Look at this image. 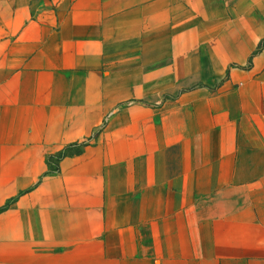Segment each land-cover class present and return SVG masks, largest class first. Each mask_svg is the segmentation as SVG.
Instances as JSON below:
<instances>
[{
	"label": "crops",
	"instance_id": "1",
	"mask_svg": "<svg viewBox=\"0 0 264 264\" xmlns=\"http://www.w3.org/2000/svg\"><path fill=\"white\" fill-rule=\"evenodd\" d=\"M0 264H264V0H0Z\"/></svg>",
	"mask_w": 264,
	"mask_h": 264
},
{
	"label": "trees",
	"instance_id": "2",
	"mask_svg": "<svg viewBox=\"0 0 264 264\" xmlns=\"http://www.w3.org/2000/svg\"><path fill=\"white\" fill-rule=\"evenodd\" d=\"M88 145V143H82V144H75V145H71L67 148H65L60 154L59 156L56 158V167H54V163L55 161L51 160V164L54 167V170L58 171V164L59 162L66 158V157H71V156H75V155H79L82 153L83 149Z\"/></svg>",
	"mask_w": 264,
	"mask_h": 264
}]
</instances>
